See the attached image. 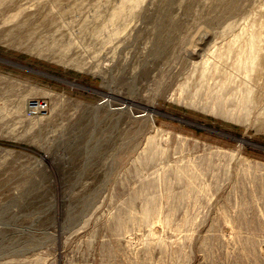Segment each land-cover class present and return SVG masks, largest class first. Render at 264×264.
Wrapping results in <instances>:
<instances>
[{
	"label": "rangeland",
	"instance_id": "1",
	"mask_svg": "<svg viewBox=\"0 0 264 264\" xmlns=\"http://www.w3.org/2000/svg\"><path fill=\"white\" fill-rule=\"evenodd\" d=\"M24 85L0 264H264V0H0Z\"/></svg>",
	"mask_w": 264,
	"mask_h": 264
},
{
	"label": "crops",
	"instance_id": "2",
	"mask_svg": "<svg viewBox=\"0 0 264 264\" xmlns=\"http://www.w3.org/2000/svg\"><path fill=\"white\" fill-rule=\"evenodd\" d=\"M27 91V85L19 88L16 92L0 87V103H5L7 106L6 110L1 113V117L3 118L0 119H3V121L0 122V134L3 135V141L15 142L16 140L14 135L18 129L15 119H18V116H20V118L25 116L24 106ZM33 91V87L31 86L30 92L33 93ZM14 106H17V109L15 108L16 111Z\"/></svg>",
	"mask_w": 264,
	"mask_h": 264
},
{
	"label": "built area",
	"instance_id": "3",
	"mask_svg": "<svg viewBox=\"0 0 264 264\" xmlns=\"http://www.w3.org/2000/svg\"><path fill=\"white\" fill-rule=\"evenodd\" d=\"M49 108V101L44 97H29L25 100V116L35 118L46 112Z\"/></svg>",
	"mask_w": 264,
	"mask_h": 264
}]
</instances>
